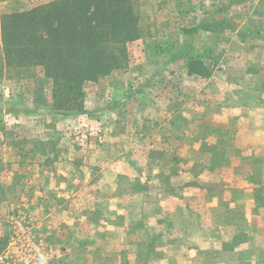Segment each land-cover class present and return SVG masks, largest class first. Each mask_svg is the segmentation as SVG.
I'll return each mask as SVG.
<instances>
[{"label":"rangeland","instance_id":"1","mask_svg":"<svg viewBox=\"0 0 264 264\" xmlns=\"http://www.w3.org/2000/svg\"><path fill=\"white\" fill-rule=\"evenodd\" d=\"M51 1L0 0V20ZM132 4L128 64L77 107H57L70 95L42 69L7 65L0 34V264H192L167 206L201 212L264 162V3Z\"/></svg>","mask_w":264,"mask_h":264},{"label":"trees","instance_id":"2","mask_svg":"<svg viewBox=\"0 0 264 264\" xmlns=\"http://www.w3.org/2000/svg\"><path fill=\"white\" fill-rule=\"evenodd\" d=\"M0 34L6 64L42 69L55 95H70L57 106L65 108L70 100L78 106L85 83L128 64L127 45L140 38V28L132 0H53L4 14Z\"/></svg>","mask_w":264,"mask_h":264},{"label":"crops","instance_id":"3","mask_svg":"<svg viewBox=\"0 0 264 264\" xmlns=\"http://www.w3.org/2000/svg\"><path fill=\"white\" fill-rule=\"evenodd\" d=\"M253 176L262 177L259 187ZM201 207V212L191 216L183 207L182 211L178 206L166 208L169 218L187 217L180 226L172 222V227L175 233H181L182 244L195 246L193 259H197L192 264H264V162L252 163L228 185L213 188L212 199L203 201ZM170 239H174V233Z\"/></svg>","mask_w":264,"mask_h":264}]
</instances>
